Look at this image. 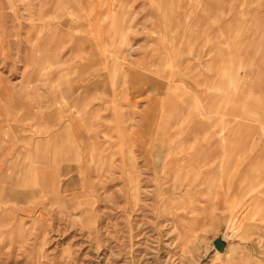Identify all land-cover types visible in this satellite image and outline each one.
I'll return each instance as SVG.
<instances>
[{"label": "rangeland", "instance_id": "rangeland-1", "mask_svg": "<svg viewBox=\"0 0 264 264\" xmlns=\"http://www.w3.org/2000/svg\"><path fill=\"white\" fill-rule=\"evenodd\" d=\"M203 1L0 0V264H264V63L240 115L236 28L217 47ZM241 4L260 54L264 0L219 17Z\"/></svg>", "mask_w": 264, "mask_h": 264}, {"label": "crops", "instance_id": "crops-1", "mask_svg": "<svg viewBox=\"0 0 264 264\" xmlns=\"http://www.w3.org/2000/svg\"><path fill=\"white\" fill-rule=\"evenodd\" d=\"M226 1L227 0H205L203 1L202 5L204 6L203 9V13L200 17V19L198 21H209V10H212V14L217 11L218 14L215 16V18H217L218 22L217 24L219 25L218 29H215L213 31H210L211 35L213 36V40L214 43L216 44V46L218 47L221 41V38H224V34L223 31H225V28L230 26L231 24L235 25V34L237 33V37H236V45L231 49H233V53L235 54L236 57H238L239 63L236 66V70L241 72L239 81L238 78L236 77L238 88V97H243L244 99L242 100V104L243 106H247V112H243L240 110V108L238 110H240V115L243 113L247 114L249 116H252V112H251V106L253 105L254 102V95L252 93L255 94L256 90L258 91L257 87V83L258 81L255 80V78H250L249 80H247L245 83V79L248 78L247 73L252 71L253 69H256L259 67V65L261 64V61L264 63V48L263 50H261L260 54H258V51L256 49V46H254L253 42V38L251 36L252 32H255V24L257 23V16L254 15L252 16V14H248L247 10L244 11L241 9V7L243 6L242 4L239 5V7L235 10V13L233 16H231V20H226V18H220L219 17V10H223L226 6ZM238 6V5H237ZM247 15V17H246ZM256 21V22H255ZM264 22V17H262V22ZM223 24V25H222ZM264 31H262V33L260 35L263 34ZM243 41V42H242ZM221 44H223V42L221 41ZM250 47H253V49L251 50ZM262 47H264V45H262ZM209 52V50H207ZM207 51H203V54L208 55ZM211 52H214V57L210 62H207L205 67H214V87L217 90H222V87L224 86V78H223V70H224V66L226 67V64H224V60H225V53L226 51H224L223 49H213L210 48ZM232 50H228V52H231ZM204 57V56H203ZM181 65H184V63L180 62ZM195 62H189V64H186V66H188V72L194 71L196 68ZM174 66V65H173ZM176 66V65H175ZM178 66V65H177ZM262 69L264 70V67H262ZM198 75L201 77L200 81L198 82V84L203 85L204 83L208 82L210 79V76L208 77V75H202V73H198ZM173 82L174 83H178V81H171L169 83V87L172 86L173 88ZM253 85V86H252ZM167 93V92H166ZM263 93H264V89H263ZM253 97V98H252ZM252 98V99H251ZM173 99V98H171ZM213 99H219V94L214 96ZM252 103V105H250ZM264 104V103H263ZM236 105H237V100H236ZM238 106V105H237ZM33 114H31L30 117H32ZM46 116L47 114H43V113H36L34 115V118L37 119L38 122H45L46 121ZM247 123L249 128L246 130L247 133H251L250 135L253 137L254 135H258V130L256 129L257 126L254 124V121L251 117H249V119H247ZM249 123H252V125H249ZM243 128V127H242ZM241 128V129H242ZM240 129V126L237 125L234 129V131H232V135L233 137H238L240 142L237 145V149L238 151L242 149V145L244 143L243 139H241L243 137L242 134V130ZM65 131V130H64ZM63 131H61V133H57L55 136L52 137V140H56L57 138H62L63 135ZM52 136V135H51ZM29 141L30 144H32V140L30 139V137H26L25 142ZM37 149H39V151H46L47 150V144H44L42 142V140H38L37 142ZM252 146V145H251ZM241 148V149H239ZM199 149H204V148H199ZM208 150V149H206ZM33 159H38L39 155L37 153H33ZM17 156H16V161H17ZM171 164V163H170ZM227 166V165H226ZM225 167V166H224Z\"/></svg>", "mask_w": 264, "mask_h": 264}, {"label": "bare ground", "instance_id": "bare-ground-1", "mask_svg": "<svg viewBox=\"0 0 264 264\" xmlns=\"http://www.w3.org/2000/svg\"><path fill=\"white\" fill-rule=\"evenodd\" d=\"M261 16H262V15H261ZM262 49H263V47H262ZM252 86H253V85H252ZM259 87H260V86H259ZM259 87H258V89H259ZM261 88H262V86H261ZM261 88H260V89H261ZM256 89H257V87H256ZM262 90H263V89H262ZM262 92H263V91H262ZM66 93H67V92H66ZM256 94H257V93H255V96H256ZM258 94H259V92H258ZM258 94H257V95H258ZM263 94H264V93H263ZM261 95H262V94H261ZM258 96H259V95H258ZM252 98H253V97H252ZM252 98H251V99H252ZM258 98H259V97H258ZM262 98H263V97H262ZM254 99H255V98H254ZM260 99H261V97H260ZM256 100H257V99H256ZM256 100H254L255 103H256ZM263 100H264V99H263ZM258 103H259V101H258ZM258 103H256L257 106H258ZM262 104H263V103H262ZM250 105H252V103H251ZM252 106H256V105H252ZM257 106H256V107H257ZM259 106H260V105H259ZM259 106H258V107H259ZM258 107H257V108H258ZM263 107H264V106H263ZM257 108H254V111H255ZM259 109H261V108H259ZM252 110H253V109H251V111H252ZM260 111H261V110H260ZM262 111H263V110H262ZM252 114H253V113H252ZM262 114H263V113H262ZM263 116H264V115H263ZM259 118H260V117H259ZM261 119H262V118H261ZM246 122H247V121H246ZM262 154H263V153H262ZM262 154H261V155H262ZM262 156H263V155H262ZM196 157H197V156H196ZM259 157L261 158V156H259ZM258 159H259V158H258ZM263 159H264V158H263ZM260 160H262V159H260ZM261 162H262V161H260V163H259L257 160H256V161H253V162H252V163H253V164H252L253 168L259 169V168H260L259 165H263L262 167H264V163H261ZM250 166H251V165H250ZM250 166H249V167H250ZM251 192H252V191H251ZM258 199H259V198H258Z\"/></svg>", "mask_w": 264, "mask_h": 264}, {"label": "water", "instance_id": "water-1", "mask_svg": "<svg viewBox=\"0 0 264 264\" xmlns=\"http://www.w3.org/2000/svg\"><path fill=\"white\" fill-rule=\"evenodd\" d=\"M213 247L217 252H223L226 248V243L220 238L213 240Z\"/></svg>", "mask_w": 264, "mask_h": 264}]
</instances>
